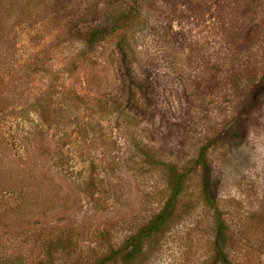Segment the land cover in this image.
<instances>
[{
    "label": "rangeland",
    "instance_id": "1",
    "mask_svg": "<svg viewBox=\"0 0 264 264\" xmlns=\"http://www.w3.org/2000/svg\"><path fill=\"white\" fill-rule=\"evenodd\" d=\"M119 13L135 17L121 32L126 65L120 36L88 49L75 35ZM14 19L0 34V182L31 191L27 205L3 198L0 264H92L120 249L165 200L153 161L190 169L176 211L136 257L105 264H212L217 223L225 264H264V101L242 141L226 132L264 74V0H53ZM39 58L19 98L10 74ZM24 130L33 137L16 141Z\"/></svg>",
    "mask_w": 264,
    "mask_h": 264
},
{
    "label": "trees",
    "instance_id": "2",
    "mask_svg": "<svg viewBox=\"0 0 264 264\" xmlns=\"http://www.w3.org/2000/svg\"><path fill=\"white\" fill-rule=\"evenodd\" d=\"M55 2V0H54ZM53 4V0H0V34L5 33L7 28L13 30L15 25L14 16L16 14H22L23 18H28L29 14L37 8L39 5L45 4ZM54 6V5H53ZM23 9V10H20ZM24 14V15H23ZM116 14L114 16L108 17L105 21H103L100 25L93 26L89 29L83 28L81 30L76 29L77 33L75 34L78 41L87 47L88 49H92L98 43L106 41L107 39L114 37L115 35L120 36V38L115 42V49L119 52L120 56V63L122 65L127 64V55L125 53V43L123 41V36L121 32L124 31L125 26L129 23L134 21V18H128L125 14L120 15ZM23 20V19H22ZM14 21V22H13ZM23 22V23H22ZM19 25L22 26H30V22L20 21ZM9 29V30H10ZM8 30V32H9ZM7 32V35H8ZM11 35V34H10ZM3 38L0 35V44L1 40L4 44H6L5 40L9 43V38ZM41 58L37 60L36 63H31V65H19L17 68L16 74L13 75V72L10 74V79L14 77L13 88H19L16 94L20 98L22 94L29 95V88L28 87V80L33 75H38L41 73L40 63ZM125 71L127 72V77H129V71L127 70L128 67H124ZM9 77V76H8ZM7 77V79H8ZM2 78L6 79V75L4 74ZM133 83L130 82V85H134L135 83L139 82V79L132 78ZM3 86L5 87V95L8 93L7 83H4ZM46 93L42 92L41 96L38 100H43ZM7 96V95H6ZM4 97L3 103L8 99ZM37 99V98H35ZM25 102L29 99H24ZM37 100L30 102L28 105L35 104ZM264 101V74H262L257 81H255L248 91L245 93L243 98L240 100L238 104V108L234 113V116L231 119L230 125L227 128L226 132L230 134V140H238L239 142L242 141L248 133L249 127V120L251 118L252 113L260 106L261 102ZM2 101L0 100V108H2ZM47 106V105H45ZM47 110V107H46ZM222 131L221 133H226ZM25 135V136H24ZM24 135L16 137V141H27L29 138L33 137L32 132L28 130H24ZM228 139V138H227ZM19 141V142H20ZM18 145V144H17ZM156 165L161 166L165 176V190H166V197L163 201L160 209L135 233L127 236L123 241V244L120 249L118 250H109L108 254L97 259L92 264H105V263H113L117 260V256L121 253L119 260L122 263L128 262L130 259L136 257L142 249L143 242L150 238L152 235L160 233L168 226V220L176 211L178 200L182 190L184 189V185L188 175L190 174V169L182 166L178 168L174 164H170L163 161H153ZM194 168H198V181H199V192L200 197L204 201L205 204L212 203V194H211V172L209 169L208 164L205 160L204 155V148H201L197 155L196 159L193 164ZM5 170L9 168L4 167ZM1 171H0V180H1ZM31 189L29 186L26 185L24 187L21 186H13L11 181L4 180L0 182V206L4 211L5 206V199L4 196L9 195L14 192H18L21 194L24 203L27 205L29 201V193ZM34 200V199H33ZM19 208V207H18ZM1 220V214H0ZM215 233L214 238L212 240V264H225L226 257H225V246H226V233H225V226L223 223H217L215 226Z\"/></svg>",
    "mask_w": 264,
    "mask_h": 264
}]
</instances>
